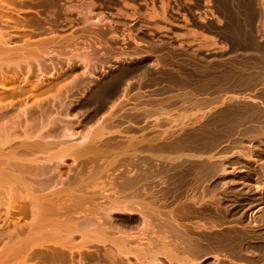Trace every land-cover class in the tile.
Listing matches in <instances>:
<instances>
[{"label":"bare ground","instance_id":"1","mask_svg":"<svg viewBox=\"0 0 264 264\" xmlns=\"http://www.w3.org/2000/svg\"><path fill=\"white\" fill-rule=\"evenodd\" d=\"M206 1L207 0H205V2ZM216 2L219 8L218 11L223 15L222 18L224 19L222 24L221 22L216 21V19L215 21L220 23L218 27L223 33L224 39L228 44L229 55L227 58V55L225 53L227 60L224 59L226 60L225 73L227 74L226 76H228L230 82L228 84H230L231 89H234L236 91H243L245 92L244 94L250 95L252 96V98H250V96H248V98L247 96L243 95L244 98H248V100L246 99V104L243 102L245 100L241 101L246 106H244V108L241 107L243 109L238 111V113L234 111L235 114H239L241 116V118L239 116L240 121L242 120V122L244 123L242 129H238L237 124L232 123L231 121L228 123H220L218 121L219 124H217L218 122L215 123L213 121V117H211L212 114L208 115L210 113L202 112L200 114L201 111L198 113L200 115H197L198 117L196 118L195 126L193 123L196 139V146L194 147L196 148H193L195 149V151L191 149L195 153H190V156H188L189 153L187 155V157L189 158L193 155L192 159L194 156H196V158L198 159L197 163H194L197 164V177H195V180H193L194 184L192 183L193 186L191 185L192 188L190 190L193 194L192 197L190 196L191 198L188 197V195H182L183 198H187H185V200H178L179 195L177 190L178 188H180V185L179 187L177 185L173 186L175 187V189H177L174 192L173 190L171 192V188H169L171 187L170 184V186L168 185L170 192H168V190L164 191V188L161 187L163 188L164 192L172 193V197L174 196L177 200L175 204L173 203L174 206L173 204H168L170 205V207L166 205L167 207H169L167 209L165 207L163 208L162 206L163 204H165V202L163 200H160L161 198L165 199V196L167 195L164 193L165 196H163V193L158 191V194L161 195L162 193V197H160L159 199V195H156V193L154 192V190L156 189H154L153 180L159 178L156 175H158V172L160 174V171L162 169H171L170 165H175L176 167V164L173 163L179 162L180 164V158L181 160L182 158L184 159V157H181V152H183L184 150H182L180 154H178L183 147L178 143H182L183 139L181 138V142H177L178 140H180L179 138L178 140L172 138L173 141H176L173 142L171 140V142L169 137H166L167 134H164L168 133V130H170V127H166L165 130L162 129L163 132L161 134L166 135L165 139H169L171 143H168V141L165 140L168 144L165 143L166 145H164V143L162 142V146V143L160 142L161 147H156L153 146V144L151 145L145 143L146 145L144 144L145 146H143L147 152L145 151L146 153L142 154V151H137L138 149L143 150L141 149L142 147L138 148L140 146L139 143L141 142L139 141V139L136 138L138 140L137 141L135 137L133 138V135L129 139L126 138L127 142H124L125 140L121 141L120 139L115 141H103V139H106L107 136H111V133H113V135L115 133H121V129L119 128L122 126H119V123L121 121L119 123H115V120V124L103 122V124L96 123L95 126H93L92 128H90L89 126L87 130L85 129L84 131L83 124L78 123L75 126L70 122V117H72L71 113H73L76 106L65 105V99L68 98L69 90H71V88H76V90L81 89L83 93L85 92V88V96L81 95L83 98H79L80 101L77 102L78 105L76 109L85 108V106L91 107L93 115L91 116V118L89 116L88 117L89 119H95L92 117H95L101 112V114H104V110L110 109L109 103H111L113 100L115 101V99H118L120 95L121 97H125V93L127 92V90L134 86L133 83L131 86V82H129L128 79L133 70L137 67L133 70H120L119 68V72L116 71L115 74L112 73L111 75L105 72V74H108L109 76L107 75V77L103 78L104 76L102 75L103 79L99 80V82L97 83L89 84V86L86 87V82L88 81L85 82L84 73L86 74L85 69H87V60L86 62H84V58L86 56L89 57L88 54H71L70 56H66V52L57 50L55 48V44L48 45V43L45 42L44 39H39L35 44L29 43L28 41L31 40H28L23 44H20L19 46L18 44H12V42H10L8 38L4 37V39L0 34V264H105V261H108V263L110 264H124V259L126 260V262H129L132 257L135 259V263L137 262L138 264H156L158 263V257H164L167 260L168 264H193V256L197 254V251L200 252L199 250H202L199 248V246L201 245L200 241H203V237H201L202 235H204L203 230L211 229V227L213 229V223H211V227H209L210 225L205 223L202 218H200L201 220H196L195 224L193 225V229L194 232L196 230L198 234L197 237L195 235H191V232H188L189 230L187 229V226L185 227V225L181 222V216L185 214L183 212H186L184 208H186V204L189 203L187 202V199L190 198L188 201H190L191 204L189 203L188 205H190V207L192 208H195L194 211L196 210L198 216L203 217V215L206 213L205 211H207L208 214V211L214 207L212 203H214V199L216 198L215 193H217V191H213L217 184L215 185L212 179L214 178V176H216L215 174L218 170H220L221 172L223 171L222 173H224L225 167L229 165L227 163L222 164L224 162L220 158L226 159L232 157V155V159H235L236 161L233 162H235V164L238 163L241 167H243L242 170L244 172V175L241 180H235L234 178L236 176L229 180L231 182L229 183L230 186L228 185L230 187L228 189L230 190V193H232V196L230 197L231 200H229L232 206L231 211H233L234 213H239L240 215H244L243 213H245L247 207L251 208L253 205L258 204V207L255 210L251 211L250 209V217L248 218H250L253 226H259L263 224L264 227V0H217ZM207 3H210V1ZM214 11L217 12L216 10ZM219 32L220 31H218V33ZM202 36L205 39L208 38H206L204 35ZM205 39L202 40V42L199 41L200 48L203 47V42L206 41ZM207 40V45L209 46L210 38H208ZM213 40L214 39H212V41ZM210 44L212 43L210 42ZM212 45L214 46L215 44ZM200 48H197L200 51L198 60L196 61L198 62L200 74L207 77H219L218 75H221L222 72L215 71L216 68L214 70L215 72L211 71L214 67H212V69L208 68L210 70H207L205 68L206 65L204 64V59L201 56L202 52ZM49 50L50 52L53 51V53L55 51L56 53L54 54L56 56H60H58L59 60L50 62V66H48L49 64L47 63L42 64L41 62H38L36 66L27 63L28 60L32 58L39 61L38 56L43 53H48ZM203 50L204 49H202V51ZM196 54L198 56L197 52ZM92 55H94V53ZM214 59L217 60L218 58ZM213 60L211 59L210 61ZM216 62L218 61H215L214 63ZM218 65L219 63L217 64V66ZM221 68L224 67H220V69ZM86 71H88V69ZM8 73L12 74L9 79L3 76V74ZM200 79L203 80V78H199V80ZM204 80L206 79L204 78ZM219 82L220 81H218V83ZM201 87H203V85ZM203 89L204 88H202V90ZM213 89L215 90V88ZM62 91H66V93L63 95ZM221 91L224 92V90ZM208 92L205 91V93ZM214 92L217 93V91ZM228 92L229 91L227 90V94L230 95V93ZM138 93L139 92L135 93L136 95L134 94L135 97ZM232 93H234V91ZM186 94L185 96H188ZM231 95L230 97H232ZM237 95H235L234 97L238 98L239 95ZM219 96L216 97L222 99L226 95L223 97ZM189 97L190 96H188V98ZM211 97H213V95ZM242 97L240 96L241 100L243 99ZM226 98L227 97H225V99ZM122 99L123 98H121L120 101L118 99L119 102L116 101L117 103L114 104L113 107H111V110H109V112L108 110L106 111L107 113H109L108 115L112 114V111H114L115 108H120L119 105L121 104L120 102L123 101ZM229 99H231L230 101H232V99L234 98L232 97ZM138 100L141 101V97L138 98ZM145 102V105H147L148 101ZM210 102L211 101H209L208 104ZM257 102L259 105L257 104ZM56 103H59L58 108L55 106ZM183 104L185 105L186 103ZM227 104L229 103L227 102L225 105ZM234 104L235 103H233V107ZM201 106L199 108H202ZM215 106H213L212 108H214ZM218 106L220 105L218 104ZM192 108H194V106H192L190 109ZM145 109L147 111V108ZM155 109L157 108H154L153 111H155ZM159 109L160 108H158V110ZM190 109L187 110L186 108V110L189 112ZM196 109L198 108L196 107ZM208 109L210 111V108ZM222 109L223 107L221 108V110ZM234 109H238V107L236 106V108ZM120 110L121 109L117 110V113ZM151 110L152 109H150V111ZM213 110L214 109H211L212 112ZM115 111L114 115L117 114ZM163 111L164 110L162 109L160 113H162ZM187 111L185 112L187 113ZM203 111H205V109ZM193 112L194 111L190 112V114H193ZM153 113L154 114L151 113V115H155L156 111ZM157 113L159 114V112ZM114 115L111 116L114 117ZM126 115L130 114H125L123 118H125ZM161 115H158L159 118L161 117ZM164 115L166 116V114ZM177 115V117L174 116L176 118L170 117L172 119H169L168 123L170 120L171 122L177 121V124L174 122L175 125L179 126L180 124L181 126L182 122H185L184 119L187 118L188 120V117L190 116L189 114L184 113H177ZM111 116V120L114 119ZM116 116L115 118H117ZM131 116L130 118H128L129 116L126 117L128 121H132L131 118L133 117ZM142 116L140 113V117ZM155 116V119L157 120L158 116ZM168 116L166 117L168 118ZM138 117L139 116H137L136 118L137 120L142 119ZM228 117V115L227 117L225 116L226 119ZM133 119H135V116ZM224 119H222V121ZM166 121L165 123H167ZM179 121H181V123H179ZM175 125L173 124V126ZM224 125L227 128V130H225L227 131L225 135L227 136L228 140H226L227 144H225V146L223 144L224 147H220L216 142V136H218L217 133L220 132L219 129H221V134H219V136H224L222 135L223 132L225 133V131H223L225 128ZM76 127L78 129L75 130ZM186 127L189 128L190 126ZM174 128L175 127H173V129ZM130 129L126 131H130ZM176 129L178 128L176 127ZM179 131L181 132V130ZM133 132L134 131H132V133ZM173 133L174 132H172L171 134ZM178 133L176 130L175 134ZM181 135L183 136V134ZM153 136H157L159 140L162 138V135L161 138L158 137V135ZM183 138L185 140V135ZM188 138H190L189 135ZM140 139H142V137ZM152 142H156V140H152ZM240 143L242 144V146L244 145V147L241 150H238V147H241ZM239 144L240 146H238ZM187 145L185 142L184 146L187 147ZM186 147H184V149H186ZM164 148L167 149L168 153L173 154L166 155L165 153V155H162L164 153H161V150ZM185 152L183 153V156L186 155ZM196 152H198V154H196ZM130 155H132V158L130 157ZM127 156H129L131 159L127 158ZM187 157L185 156V158L189 160V158ZM186 162L184 163L187 164ZM183 164L181 165L184 166ZM189 164L192 165L191 163ZM223 165L226 166L224 167ZM123 166L127 167L125 169H127L128 173L131 170V167L134 170L135 168H139V172L137 171L138 173H135V171L132 169L134 171V174L131 170L132 174H125L123 172L124 175L121 177L119 176V174L121 175L122 173H117L118 178L120 177L118 179L117 177H115L117 176L115 175V172L120 170ZM143 166L146 168V170L140 169V167ZM175 170L177 171L178 169ZM190 170H188L187 172H189ZM177 172H175V174ZM163 174L164 173H162V175ZM111 175H113V177H110ZM182 175H185L184 172ZM190 176L191 175H189V177ZM168 177L170 176L167 175V179ZM162 179L164 180L165 178ZM173 179L172 181H174ZM186 179L188 180V178ZM224 179H222V181H225ZM168 181L166 182L169 183L170 181ZM182 181H184V179ZM220 181L218 183H220ZM164 182L165 181H160L158 183H163L164 185ZM187 182L191 184L190 181ZM223 184L224 182H222V185ZM224 186L225 185L220 187L225 189ZM164 187L167 188V186L165 185ZM188 187H186L187 189L182 188V194L185 193V189V191L188 190ZM109 189L110 192L105 193V191ZM169 198L170 197H167V199ZM166 203H168V200ZM188 205L187 208L189 207ZM188 211L189 209L187 210V212ZM127 214H138L139 216V218L135 219L131 217V219L135 220L134 222L132 221L133 224L131 225L128 224L129 222H127V224L124 222L125 225H130L129 227L131 229L128 230L123 228L122 226L123 220L125 219L124 221H126L127 219ZM133 227H135V230L133 229ZM235 233H237V231ZM254 233L256 234V232ZM149 234H152L153 236H155V238L152 239L151 237H149L148 240L147 238ZM219 235H222V233ZM226 236L223 237L225 238ZM144 237H147L146 239L148 241L146 242V245H141V241ZM238 237L240 238L239 234ZM224 238L222 240H224ZM232 238L234 237L232 236ZM237 238L236 240L239 239ZM246 238L248 239L246 243L247 245L244 246V253H248L246 255H249V253L255 255H264V229L261 230L260 234H253V236L248 235ZM135 241H137L136 244ZM238 241H240V239ZM242 242L244 243V241ZM230 244L232 245V243ZM233 244L235 243L233 242ZM90 247H97V249L95 248L93 252H89ZM208 247H210V245H208ZM214 247L216 248L217 245ZM218 249L220 250L219 247ZM225 249H223V251H225ZM229 249L231 250V248ZM232 249L235 252H242L241 246L240 248L237 247ZM206 250L207 249H204L203 251ZM230 250L226 252H229ZM233 251H230V254ZM130 263L133 264V261H130Z\"/></svg>","mask_w":264,"mask_h":264},{"label":"rangeland","instance_id":"2","mask_svg":"<svg viewBox=\"0 0 264 264\" xmlns=\"http://www.w3.org/2000/svg\"><path fill=\"white\" fill-rule=\"evenodd\" d=\"M202 1H203V3H202ZM202 1L201 0H0V34L2 35L3 38L4 37L8 38V40L10 42H12V44H18L20 46V44H23L25 41H28V40H31V41H28L29 43L35 44L36 42H38L39 39H44L45 42L48 43V45L55 44V48L57 50H61L63 52H66V56H70L71 54H74V55H78V54L79 55H83V54L87 55L88 54L89 55V57L86 56L84 58L85 59L84 62H86V60H87L86 68L88 69V71H86L87 69H85L86 74L84 73L85 82L88 81V82H86L88 84V85L86 84V87L89 86V84H94V83L99 82V80L107 77L108 74L109 75H111L112 73L115 74L116 71L119 72L121 69H123V70L132 69L133 70L134 68L137 67L136 69H134L135 71L133 70L132 74L129 76L130 80L128 79V81L131 82V86H132V83L134 84V86H132L130 88L131 90L130 89L127 90V92L125 93V97H123V96L121 97V95H120V97L118 98L119 101L121 100V98H123L122 100L124 102L123 101L120 102L121 103L119 105L120 108L114 109V111L116 110L115 111L116 113H117V110L121 109L120 111H118V113H120V114L117 113L114 115V111H112L113 113L108 115L109 113L106 112L108 109H106L103 111L104 114H101L102 113L101 112V113H99L100 115L98 114L95 117L94 116L92 117L95 119H89V117L91 118V116L93 115V113H92L93 111H92L91 107L85 106V108H81V109L77 108L76 109V107L78 105L77 102H79L80 99L83 98L82 96L86 92L85 88H84V91H85L84 93L81 89L76 90V88H71V90H69L68 98L65 99V105L76 106L73 113H71L72 117H70V122L75 126L78 123L83 124L84 131H85V129L87 130V128L89 126H90V128H92L93 126L96 125V123H102L103 122V123L115 124L116 122L119 123L121 121L120 122L121 124L119 123V126H121V125L123 126V127L122 126L119 127L122 130V131L120 130L121 133H118V134L115 133L114 135H113V133H111L112 135L107 136V138L106 139L104 138L103 141H107V140L115 141V140L120 139L121 141L125 140L124 142H127V139L131 138V136L133 135L132 136L133 138L135 137V139L137 138L141 142V143H139L140 146L138 148L142 147L141 149H143L144 151L139 150L138 148H137L138 149L137 151H140V152L142 151V154L147 152L146 149H144V146L146 144H151V145L153 144V146L159 147L162 142L164 143V145H166L168 143H171L173 141V139L178 140V138H179L180 140H178L177 142H181V140L183 139L182 143H178V144H180V146H183L182 147L183 149L181 148V150L179 151L178 154H180V152L182 150H184L183 152H181V155H182L181 157H184V159L182 158V160H181V158H180V160H179L180 164H179V162L173 163V164H176V167H175V165H170L171 169L170 168H168V170L162 169L160 171L161 175L159 174V172L157 173L159 176L158 175H156V176L159 178L160 177L165 178L164 180L162 178H160V179L156 178V180H153L154 183L152 182L154 184V189H156V190H154V192L156 193V195H159V199H160V197H162V193H163V196H165L164 193L167 195V196H165V199H163V198L160 199L161 201L163 200L165 202V204H163L162 206H163V208L165 207L166 209L169 208L170 205H172L173 203L175 204L177 202L176 198L174 196L172 197V193H168V192H170L169 188H171V192H172V190H173V192L175 190H177V189H175V187H173L174 185H177L178 187L180 185V188H178V190H177L178 195H179L178 200H183V199L185 200V198H187V197L183 198L182 195H184V196L188 195V197H190V196L192 197V194H193V193H191L190 190L193 186L192 183L194 184L193 180H195V177H197V172H196L197 164H194V163H197L198 159L196 158V156H194L193 157L194 160H193L192 159L193 155L190 158L187 157V155H188V153H189L188 156L191 155L190 153H192V154L195 153L194 152L195 149H193V148H196V147H194V146H196V142H195L196 139H195V133H194V126H195L196 118L202 112L203 113H210L208 115L212 114L211 117H213V121L215 123H217L218 121L220 123H228L231 121L232 123L237 124L238 129L239 128L242 129L244 126V123L242 122V120L240 121L241 116L239 114H235V112L238 113V111H240L241 109L244 108V106H246L245 104L247 103V100L249 98L248 96H250V95L244 94L245 92H243V91H236L234 89H231L230 84H228L230 82H229L228 76H226L227 74L225 73L226 60H227L228 55H229L228 44H227V41H225V39H224L223 33L221 32L220 28L218 27V25H220V23H218V22H221V24H222L224 18H222L223 15L218 11L219 8L217 6V2H216L217 0H212V1L207 0L206 2H205V0H202ZM209 1H210V3H207ZM213 1H214V3H213ZM215 4L217 7L215 6ZM214 10H216L217 12H215ZM218 13H219V15H218ZM216 16L217 17L219 16V17L217 18ZM215 19L218 22H216ZM217 19H219V20H217ZM16 23H18V24H16ZM211 24H213V25H211ZM212 26H215L218 28H215ZM188 29H189V31H188ZM218 31H220V32L218 33ZM193 32H195V33H193ZM202 35H204L206 38L207 37L210 38L209 46L207 45L208 44L207 43L208 38L205 39V38H203ZM200 36H202V37H200ZM204 39L206 40L203 42V44H204L203 47H205V48H203V47L200 48L199 47V43H200L199 41L202 42V40H204ZM212 39H214L213 41H216L217 43L213 42ZM210 42L212 44H215V45L213 46L212 44H210ZM205 45H207L208 47ZM197 48L201 49V52H202L201 56L203 57L204 64L206 65L205 68L207 70H210V69H212V67H214L211 71L222 72L223 75L222 74L218 75L219 77H215V76H211V77L208 76L207 77V76L200 74L198 62H196L198 60L200 50ZM206 48H207V50H206ZM202 49H204L203 50L204 53H203ZM184 52H186V53H184ZM196 52L198 53V56H197ZM54 53H56V52L54 51ZM54 53H53V51L50 52V50H49L48 53H43V54L38 56L39 61L32 58V59H29L27 63L36 66V64L38 62H41L42 64L47 63V64H49L48 66H50V62L57 61V60H59V57H60L59 55L56 56ZM89 53H92V54L94 53V55L89 54ZM225 53L227 55V58H226ZM214 58H218V59L216 60ZM207 59H209V60H207ZM211 59L212 60L214 59V60L210 61ZM224 59H226V60H224ZM205 61L208 63H206ZM215 61H218V62L214 63ZM218 63H219V65L217 66ZM222 63H224L225 65ZM194 66H196V67L198 66V67L196 68ZM220 67H224V68L220 69ZM119 68H120V70H119ZM208 68H210V69H208ZM215 68H216V70H215ZM116 69H118V70H116ZM145 69L147 72L145 71ZM193 70H195L196 72ZM197 70H198V72H197ZM143 71H145V72H143ZM105 72L108 74H105ZM144 74H146V75H144ZM197 74H199V75H197ZM11 75H12L11 73L3 74V76L7 79H9ZM141 75H143V76H141ZM224 76L227 80L224 78ZM141 77H142V79H141ZM69 78H71V77H69ZM143 78H145V79H143ZM197 78H198V80H197ZM199 78H203V80L202 79L199 80ZM204 78L206 80H204ZM132 79H133V82H132ZM213 79H214V81H213ZM89 80H90V83H89ZM208 80H210V81H208ZM216 80H217V83H216ZM45 81H47V80H45ZM211 81H213V82H211ZM218 81H220L221 83L220 82L218 83ZM205 82H206V84H205ZM224 82L228 84L229 88L227 87V84H225ZM138 83H140L141 85ZM218 84H219V86H218ZM202 85H203V87H201ZM209 85H211V86H209ZM220 87L221 88L223 87V88L221 89ZM202 88H204V89L202 90ZM211 88H212V90H211ZM213 88H215V90ZM205 89H207V90H205ZM208 89H209V92H211V93L208 92ZM204 90L208 93H205ZM218 90H219V93L220 92H222V93L219 94ZM221 90H224L225 93ZM227 90L229 91L228 93H230V95L232 94L231 96L234 98V99H232V101H230L231 99H229L232 97H230V95L227 94ZM214 91H217L218 94ZM233 91H234V93H232ZM128 92L131 94H129ZM137 92H139L138 94L140 96L137 94V96H136L137 98H136L135 93H137ZM65 93H66V91H62L63 95ZM189 93H191V94H189ZM213 93H215L216 95ZM237 93H238L239 97L235 98L234 96L237 95ZM185 94L190 96V97L188 98V96H185ZM206 94H208V95H206ZM211 94L213 95V97H211L212 96ZM221 94L222 95L224 94L223 96L226 95L225 97H227L226 98L227 100ZM130 95H133V96H130ZM191 95H193V96H191ZM209 95H211V96H209ZM219 95L223 98L222 99L217 98ZM243 95L247 96L248 98L247 97L244 98ZM205 96H207L209 99ZM240 96L241 97L243 96L242 100L240 99ZM140 97H141V101H139L140 99L138 100V98H140ZM215 97L217 98V100ZM124 98H126L128 101ZM250 98H252V96H250ZM118 99H115V101L113 100L111 103H109L110 104L109 110H111V107H113L114 104L119 102ZM129 99H131V100H129ZM143 99H145V100H143ZM203 99H206L207 103H206V100H203ZM212 99L214 101L215 100L216 101L214 102ZM228 99L230 102L228 101ZM202 100L204 101V103ZM233 100H235V101H233ZM243 100H245V101H243ZM143 101L144 102L148 101L147 105H145L146 102L144 103ZM185 101H187V102H185ZM209 101H211L209 103L210 105L208 104ZM219 101H221V102H219ZM237 101H238V103H237ZM241 101H243L244 103L246 102V103L243 104V102H241ZM189 102L190 103L192 102L194 105L192 103L190 104ZM225 102L226 103L228 102L229 104L230 103L231 104L225 105L226 104ZM140 103H141V105H140ZM183 103H186V104L184 105ZM188 103H189V105H188ZM201 103H203V104H201ZM217 103L220 106H218ZM233 103H235L234 107H233ZM236 103L240 106H238ZM142 104L145 106H143ZM195 104H196V106H195ZM257 104H258V102H257ZM123 105H124V107H123ZM198 105H200V106L203 105V106H201L202 108H199L200 106H198ZM235 105L238 107V109H234V108H236ZM241 105H243V106H241ZM55 106L58 108L59 103H56ZM180 106H182V107H180ZM188 106L189 107L194 106V108L190 109L191 107L189 108ZM207 106H208V108H210V111L207 108ZM213 106H215V107L212 108ZM229 106L233 107V108H230ZM144 107L147 108V111ZM196 107L199 110L196 109ZM220 107L221 108L223 107V109L221 110ZM241 107H243V108H241ZM154 108H157V109H155L156 113L159 112L160 115L162 114L161 117L159 118V116H158L159 114L155 113V115L158 116L157 120L155 119V117H156L155 115H151V113L154 114L153 112H155V111H153ZM158 108H160L159 109L160 111H162V109L164 111L162 113H160ZM186 108H187V110L190 109V112L194 111L193 112L194 115L192 113L190 114V112L187 111ZM122 109H123V111H122ZM150 109H152L151 110L152 112L150 111ZM200 109H203V110L205 109L206 112L203 110H200ZM211 109H214L215 111L213 110V112H212ZM109 110H108V112H109ZM166 110H168V111H166ZM169 110H170V112H169ZM177 110H179V111H177ZM219 110H221L222 112ZM225 110H228V111H225ZM229 110H232V111H229ZM185 111H187V113ZM207 111H209V112H207ZM196 112H197V114H196ZM199 112H200V114H198ZM134 113L137 115H135ZM140 113H141V116L143 115L142 117H140ZM177 113L178 114L179 113L189 114L190 116L189 115L188 116L191 118L188 117V120H187V118H185L184 119L185 122H182L183 126L182 125L180 126L179 123H181V121H179L178 124L180 127L178 125H175V123L177 121H174L175 122L174 123V122H171V120H170L169 123H171V124H169L168 120L172 119V118H176L178 116ZM123 114L124 115L130 114V115H126L125 118H123L124 117ZM164 114H166V116H168L170 114H173V115H170L167 118ZM218 114H219V116H218ZM111 115H114V117ZM116 115H118L120 118ZM227 115L229 116L228 118H230V117L231 118L226 119L225 116L227 117ZM110 116L113 117L114 119L111 120ZM115 116L117 118H115ZM127 116H129L128 118H130V116L134 118V116H135V119L131 118L132 121H128V119L126 118ZM137 116H139L140 118H142L144 120H142V119L137 120L136 119ZM145 116L148 118H146ZM174 116H176V117H174ZM214 116H216V117H214ZM217 116H218V118H217ZM234 116H236V117H234ZM239 116H240V118H239ZM143 117H145V118H143ZM170 117H172V118H170ZM222 119H224V120L222 121ZM133 120H135V121H133ZM114 121H115V123H114ZM165 121L167 123H165ZM186 121L187 122L189 121V122L187 123ZM219 122L217 124H219ZM193 123H194V126H193ZM173 124L175 126H173ZM184 124H185V126H184ZM168 125H171V126H168ZM238 125H239V127H238ZM128 126H129V128H128ZM172 126L175 128L173 129ZM186 126H190V127L187 128ZM154 127H156V128H154ZM166 127H170V130H168L169 134H171L172 132H174V133L171 135H169L168 133H164V134H167V136L161 134L163 132L162 129L165 130ZM176 127L178 129H176ZM185 127H186V129H185ZM224 127H225V125H224ZM126 128H128V129L133 128V129L132 130L130 129V131H126V130H128ZM76 129H78V128L76 127L75 130ZM167 129H169V128H167ZM172 129H173V131H172ZM175 129L177 130V133L179 132L178 134H175L176 133ZM179 130H181V132ZM219 130H220V132L217 133L218 136H219V134H221V129H219ZM225 130H227L226 127L224 128L223 131H225ZM132 131H134V132L132 133ZM166 132H167V130H166ZM226 132L227 131H225V133L223 132L224 134L222 133V135H224V136L221 137V135H220L219 137L216 136L217 139L215 138L217 140L216 142H217L218 146H220V147H224L225 144H227L226 140H228V138L225 135ZM159 134L162 135V138H161V135H159ZM174 134H175V137H174ZM181 134H183V136ZM153 135H158V137H160L162 140L161 139L159 140L157 138V136H153ZM184 135H185V140H188V141L184 140V138H183ZM188 135L190 138H188ZM190 135H192L193 138ZM165 136L167 138L169 137L170 141L171 140L172 141L170 142L169 139H167V138L165 139ZM141 137H142V139H140ZM145 139L148 141H146ZM154 139L156 140V142H152V140L155 141ZM219 139H220V141H219ZM141 140H145V141H141ZM165 140L168 141V143ZM176 140H174V141H176ZM185 142H186V145L188 143L187 147L184 146ZM156 143L159 145H157ZM163 143H162V146H163ZM191 144H193V145H191ZM223 144H224V146H223ZM240 144L238 146H240ZM184 147H186V149H184ZM243 147H244V145L242 146V144H241V147H238L239 149L238 148L237 149L241 150ZM191 149H193L194 151ZM162 151H164V152H162ZM184 152L186 154L185 156L187 158H189V160L186 159L185 156H183ZM161 153H164L162 155H165V153H166V155H170V154L172 155L173 154V153H168L167 149H165V148L161 150ZM139 154H141V153H139ZM196 154H198V152H196ZM234 156H236V155H234ZM130 157L132 158V155H130ZM130 157L127 156V158H130ZM232 158H233V155H232V157L226 158L228 160H226L224 158L223 159L220 158L224 162L222 164L227 163L229 165H227V164H226L227 166L223 165L224 167L225 166L227 167V168L225 167V171L227 173L225 171H224V173H222L223 171L221 172L220 170H218L219 172L217 171L215 174L216 176H214V178L212 179L213 183H215V185L217 184L216 186L213 185V186H215V189L213 191H217V193H215V196H216L215 199H216V201L217 200L218 201L216 202L214 199L215 204L212 203V205L214 207L212 206L213 208H211L208 211V214H207V211H205L206 213L203 215V217L198 216V214L196 213V210L194 211L195 208H192V207H190V205H188L190 203V201H188V200L191 197L189 199H187V202H189V203H187V202H186L187 204L185 203L186 208H184V210L187 212V210L189 209V211L187 213L183 212L185 214L182 215L183 217L181 216V218H182L181 222L185 225V227L187 226V229L189 230L188 232H191L190 233L191 235H195L197 237L198 233L196 230L194 232L193 225L195 224L196 220H198V219L201 220L200 218H202L205 223L209 224L210 225V226L208 225L209 227H211V223L214 224V225L212 224L213 229L211 227V229H204L203 230L204 235L201 236V237H203L202 238L203 241L202 240L200 241V244H201L200 246L202 248L199 246V248L202 250H199L200 252L197 251L196 252L197 254H195V256H193V258L195 257L194 259L192 258V260L195 261V262L192 261L193 264L194 263L195 264H264V259H263L264 255H259V254L255 255V254L249 253V255H250L249 256V255H246L248 253H246V254L244 253V251H245L244 246L247 245L246 243L248 241V239L246 237L248 235L249 236H253V234L256 235L257 233L260 234L261 230L264 229L263 224H261L259 226H256V225L253 226L250 218H248V217H250L249 216L250 209H251V211L255 210L258 207L257 206L258 204L253 205L251 208L247 207V210L245 211V213H243L244 215H240L239 213H236V212L234 213L233 211H231L232 206H231V204H230L231 202L229 200H231L230 197L232 196V193H230V190L228 189V188H230L229 183L231 182L229 180H231V178H234L235 176H236L234 178L235 180H241L243 175H244V172L242 170L243 167H241L238 163L235 164L236 161H235V159H232ZM220 159H219V161H220ZM183 160L190 161V162H186ZM192 160H193V162H192ZM233 161H235V162H233ZM184 162H186L188 165L185 164ZM189 163H191L192 165H190ZM181 164H183L184 166H182ZM231 164L232 165L234 164L233 165L234 168L238 169L239 166H240V168L238 170L234 169ZM172 166H174L175 169H178L177 171L179 172L180 175ZM189 166H190V168H189ZM143 167H140V169L146 170V168L145 167L143 168ZM184 167H187V168H184ZM125 168H127V167L123 166V167H121L122 171H121V169L116 171L115 175H117V176H115V177L118 178L117 173H122L121 175L119 174V176L121 177L124 175V173L125 174L126 173L127 174L133 173L134 174V171H135V173L139 172V170H138L139 168L138 169L135 168V170H134L131 167L130 169L131 170L133 169L134 171L132 170V173H131V170H130L128 173L127 169H125ZM181 169H183V170H181ZM185 169H187V170H185ZM188 170H190L189 171L190 173L187 172ZM229 170H232V171H229ZM171 171H173V172H171ZM175 172H177V173L175 174ZM183 172L185 175H182ZM162 173H164V174L162 175ZM188 174L191 175L190 176L191 178L189 177ZM167 175L170 176V177H168V179H167ZM175 175H176V177H175ZM156 176H154V177H156ZM181 176L183 177L184 181H182L183 179ZM184 176H186V177H184ZM110 177H113V175H111ZM220 177H221V181H220ZM186 178H188V180ZM172 179L174 181H172ZM214 179H215V181H214ZM222 179H224L225 181H222ZM157 180H158V182L165 181L164 185L167 186V188L164 187L163 183H158ZM166 181H168L169 183H167ZM175 181L177 184L175 183ZM187 181H190L191 184H189V182H187ZM219 181H220L221 185H220V183H218ZM222 182H224L223 185H225V186L227 185L226 187L224 186L225 189L220 187V186H223ZM169 184L171 185V187H169L170 186ZM188 186H190V187H188ZM161 187L164 188V191L168 190V192H164L163 188H161ZM186 187H188V190H189V191L187 190L188 193H187V191H185L187 189ZM182 188L183 189L186 188L184 190V192H185L184 194H182V191H183ZM158 191L162 192L161 195L158 194ZM107 192H110V189L105 191V193H107ZM167 193L169 195L170 194L171 195L169 196ZM217 195H218V197H217ZM167 197H170V198L167 199ZM171 198H175V199H171ZM167 200H168V203H166ZM172 200H175V201H172ZM168 204H170V205H168ZM174 204H173V206H174ZM166 205L169 207H167ZM187 205L189 206L188 208H187ZM179 207H181V206H179ZM185 215H186V217H185ZM246 215H248V216H246ZM131 217L134 219L139 218L138 214H134V215L133 214H130V215L127 214L126 215V218H127L126 221H124L125 220L124 219L122 222L123 228H125L127 230L131 229L129 226L131 224H133V222L135 221V220L131 219ZM213 220H214V222H213ZM124 222L126 224H127V222H129L128 224H130V225H125ZM215 225H217V226H215ZM240 225H241V227H240ZM134 228L135 227H133V229ZM258 228H259V230H258ZM260 228H261V230H260ZM236 231H237V233H235ZM246 231L249 233H247ZM250 231L251 232L253 231V232L251 233ZM243 232H245V233H243ZM254 232H256V234ZM221 233H222V235H219ZM226 233H227V236H226ZM229 234H230V237H229ZM238 234H239L240 238L238 237ZM215 236H216V238H215ZM223 236H226V237L224 238ZM232 236L234 238H232ZM149 237H151L152 239L155 238V236H153L152 234H149L148 238L147 237L146 238L149 240ZM237 237L240 239V241H238L239 239ZM146 238L144 237L142 239L141 245H146V242L148 241ZM220 238H221V240L224 238V240H222V242H221ZM236 238L238 240H236ZM241 239H242V241H244V243L241 241ZM232 241L235 244H233ZM136 242L137 241H135V244H136ZM229 242L232 243V245ZM202 243H203V246L206 248H204L202 246ZM208 245H210V247H208ZM216 245H217V247H216L217 250L214 247ZM238 245H240L242 247V252H241L242 254L239 252H235L232 249V248H237V247L240 248V246H238ZM218 247L220 248V250L218 249ZM228 247L231 248V250ZM95 248L97 249V247H94V248L90 247L89 252H93ZM203 248L207 249V250L203 251L204 250ZM225 248H227V249H225ZM223 249H225V251H223ZM218 250H219V252H218ZM228 250L233 251V252H231V254H230V251L226 252ZM100 252H101V250H100ZM102 252H103V249H102ZM198 253H200V254H198ZM221 254H222V256H221ZM157 259H158L157 260L158 263H156V264H166V263L168 264L167 260L164 257H158ZM124 261L126 262L125 259H124ZM130 261L131 262L133 261V264L135 263V259L133 257L130 259ZM130 261L129 262L127 261L126 263L124 262V264H132V263H130ZM86 264H88V263H86ZM105 264H110V263H108V261H105ZM135 264H138V263L136 262Z\"/></svg>","mask_w":264,"mask_h":264}]
</instances>
